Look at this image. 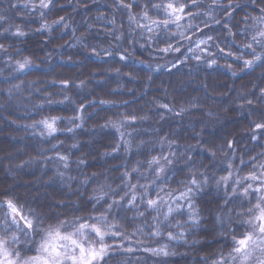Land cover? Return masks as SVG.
I'll use <instances>...</instances> for the list:
<instances>
[{
  "label": "clouds",
  "instance_id": "clouds-1",
  "mask_svg": "<svg viewBox=\"0 0 264 264\" xmlns=\"http://www.w3.org/2000/svg\"><path fill=\"white\" fill-rule=\"evenodd\" d=\"M5 135L0 264H264V0H0Z\"/></svg>",
  "mask_w": 264,
  "mask_h": 264
},
{
  "label": "trees",
  "instance_id": "trees-1",
  "mask_svg": "<svg viewBox=\"0 0 264 264\" xmlns=\"http://www.w3.org/2000/svg\"><path fill=\"white\" fill-rule=\"evenodd\" d=\"M3 131H5L7 133V132H10V129L5 128ZM7 145H8L7 135H5L4 137L0 138V146L7 147Z\"/></svg>",
  "mask_w": 264,
  "mask_h": 264
}]
</instances>
